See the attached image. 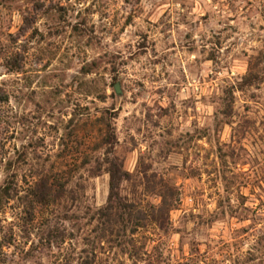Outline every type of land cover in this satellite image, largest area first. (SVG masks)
Listing matches in <instances>:
<instances>
[{
    "label": "rangeland",
    "instance_id": "374dc122",
    "mask_svg": "<svg viewBox=\"0 0 264 264\" xmlns=\"http://www.w3.org/2000/svg\"><path fill=\"white\" fill-rule=\"evenodd\" d=\"M108 131L122 195L178 192L125 247ZM0 264H264V0H0Z\"/></svg>",
    "mask_w": 264,
    "mask_h": 264
},
{
    "label": "trees",
    "instance_id": "16d2710c",
    "mask_svg": "<svg viewBox=\"0 0 264 264\" xmlns=\"http://www.w3.org/2000/svg\"><path fill=\"white\" fill-rule=\"evenodd\" d=\"M103 139V144L106 146L104 162L107 165V172L110 173V192L107 203L96 210L92 217L98 222L97 229L102 239L125 247L128 244L133 245V236L150 223L161 228L166 225L178 192L175 186L165 182L163 178H155L152 181V178L145 174L143 179L147 181V184L148 182L153 183L152 186L149 184L147 191L161 198L158 204L141 206L138 202L122 195V183L129 180L131 174L124 168L123 160L119 158L114 149L113 134L108 131ZM4 193L5 195L10 194L9 186H5ZM31 194L40 204L51 202L56 194L52 178L48 175H41L34 182Z\"/></svg>",
    "mask_w": 264,
    "mask_h": 264
},
{
    "label": "water",
    "instance_id": "95a60500",
    "mask_svg": "<svg viewBox=\"0 0 264 264\" xmlns=\"http://www.w3.org/2000/svg\"><path fill=\"white\" fill-rule=\"evenodd\" d=\"M115 89H116L117 93L121 94V89H120V84L119 83L116 84Z\"/></svg>",
    "mask_w": 264,
    "mask_h": 264
}]
</instances>
